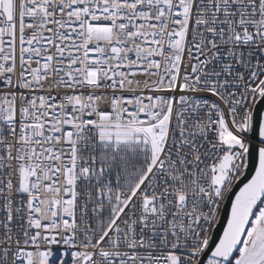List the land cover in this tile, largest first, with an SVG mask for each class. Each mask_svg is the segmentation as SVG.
I'll list each match as a JSON object with an SVG mask.
<instances>
[{
  "label": "snow or ice",
  "instance_id": "1",
  "mask_svg": "<svg viewBox=\"0 0 264 264\" xmlns=\"http://www.w3.org/2000/svg\"><path fill=\"white\" fill-rule=\"evenodd\" d=\"M0 264H264V0H0Z\"/></svg>",
  "mask_w": 264,
  "mask_h": 264
}]
</instances>
